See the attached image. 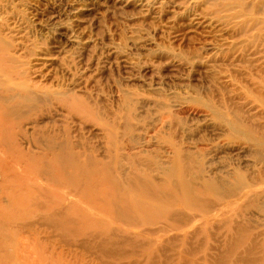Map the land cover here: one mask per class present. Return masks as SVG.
<instances>
[{
    "label": "rangeland",
    "instance_id": "1",
    "mask_svg": "<svg viewBox=\"0 0 264 264\" xmlns=\"http://www.w3.org/2000/svg\"><path fill=\"white\" fill-rule=\"evenodd\" d=\"M244 1L246 13L264 14V0ZM227 2L236 7L233 0H0V37L8 44L6 56L0 53V87L21 83L37 99L24 117L8 123L26 132L20 146L36 150L34 142L43 139L44 131L54 133L58 143L79 144V152L94 158L120 156L125 170L131 169L129 157L168 168L174 164V182L181 177V155L187 153L204 162V177L213 169L231 185L238 174L245 181L262 180L264 162L255 159L244 138L232 135L227 123L264 133V40H253L249 29L242 34L235 25L243 17H236L238 9L226 7ZM31 162L28 173L38 166L37 160ZM15 166L21 170L25 164ZM152 175L162 178L157 171ZM12 182L13 177L0 173L1 204L20 195L11 191ZM246 190L219 199L220 215L214 216L217 208L207 210L209 233L190 242L193 248L195 243L210 247L208 258L203 259L206 252L183 254L187 264H213L219 255L235 264L248 248L247 257L264 264V187ZM180 209L187 216L199 214L195 207ZM23 214L33 232L24 234L38 238L32 257L38 264H58L41 261L40 252L59 255L64 264H143L134 256L101 255L93 248L101 234L95 226L78 238L45 223L43 213L21 205L0 209V219L19 225ZM33 215L39 216L38 224L32 223ZM152 221L167 226L162 218ZM106 224L114 232L123 226L109 218ZM235 225L246 228L242 238L229 234ZM130 232L118 235L132 238L137 230ZM175 238L168 233L160 239L167 250L157 252L156 260L176 264L178 255L169 243ZM175 240L177 247L180 239Z\"/></svg>",
    "mask_w": 264,
    "mask_h": 264
},
{
    "label": "bare ground",
    "instance_id": "2",
    "mask_svg": "<svg viewBox=\"0 0 264 264\" xmlns=\"http://www.w3.org/2000/svg\"><path fill=\"white\" fill-rule=\"evenodd\" d=\"M225 4L228 8L232 6L229 2ZM233 4L236 10L238 9L236 17H243L235 26L241 29L244 35L248 29L252 30L253 40H264V14L258 17L246 13L244 0H233ZM257 23L259 26H256ZM7 47V42L0 37V53L3 56H6ZM2 81L0 73V82L3 83ZM2 85L0 87V173L13 177L14 182L10 183L11 191L16 190L20 195L16 198L12 195L11 201L0 203V209L21 205L26 209L43 213V217L40 218L45 223H50L58 231L78 238L87 236L93 226L100 228L99 240L94 241L93 248L101 255H114L115 258L123 259L134 256L144 259L143 264H162L154 255L159 251H166L167 248L159 241L168 233H174L181 243L177 247L174 246L175 239L178 238L169 242L173 245L170 250L178 255L176 264H187L183 254L206 252L204 259L210 247L206 245L200 247L195 243L196 247L193 248L191 239L197 240L200 234L206 236L209 233L207 214L210 213L207 210L217 208L214 216H218L222 208H219L217 202L219 203L218 200L222 197H237L238 191H247L246 189L256 186L264 187V178L259 180L257 177H252L251 181H245L239 174L233 178L234 183L231 185L213 175V169H210L209 175L204 177V162H197L196 155L188 153L181 155L183 165L178 169L181 177L179 181L174 182L172 180L176 168L174 164L168 168L159 162H137L129 157L131 169L125 170L120 164V156L118 158L110 154L98 159L92 157L91 153L82 154L79 152L81 149L79 144L69 139L58 143L56 135L50 132L47 134L40 131L43 139L34 142L36 150L22 148L19 141L27 137L26 132L19 127V124L11 128L8 123L11 118L24 117L29 109L36 106L34 104H37V99L34 98V92L21 83L14 87ZM28 103L34 106L30 108ZM215 116L218 117L217 114ZM227 126L234 137L244 138V143L254 148L253 155L256 160L264 162V133L253 134L250 128L243 124L238 125V122L227 123ZM47 158L49 159L46 160ZM107 158L110 160L104 162ZM33 160L38 161V166L32 173H28L27 165ZM20 163L25 166L18 170L15 165L20 167ZM99 164H102L101 167ZM155 171L162 178L153 177L152 173ZM44 182L54 183L56 186L49 188ZM178 200L181 204H178ZM84 202L89 203L90 206H83ZM144 204H152L156 208L146 209ZM262 206L264 207V202ZM178 207H195L199 210V214L187 216ZM95 212L97 213L94 214ZM22 216L24 222L20 225L14 219H0V264H38L32 258L38 238L24 234L33 232H29L31 227L28 221L26 222L27 216L25 214ZM38 217L30 216L32 221L35 220L32 223L38 224L40 220ZM104 217L109 218L110 222L118 223L119 226L123 225L117 230L118 233L107 226ZM154 217L162 218L167 226L154 224L152 221ZM199 221H202L203 225L197 230L196 224ZM133 228L137 230L134 237H119V233L130 234V229ZM246 231V228L235 225L229 229V234L238 239L242 238ZM46 245L44 244V248ZM87 247H92L89 242ZM38 248L39 251L43 250L42 243ZM128 248L130 252H127ZM228 248L229 246L227 250ZM251 251L252 248H248L244 251L245 256H239L233 263L257 264L249 256L247 257ZM230 253L229 251L228 254ZM39 254L42 257L41 261L46 263L58 260V264H64L59 255L43 257L41 252ZM222 258L219 255L211 260L213 264H228ZM77 262L71 260L68 264H77Z\"/></svg>",
    "mask_w": 264,
    "mask_h": 264
}]
</instances>
